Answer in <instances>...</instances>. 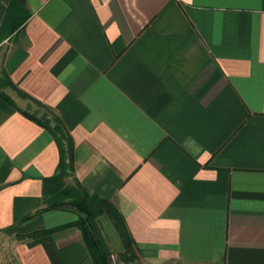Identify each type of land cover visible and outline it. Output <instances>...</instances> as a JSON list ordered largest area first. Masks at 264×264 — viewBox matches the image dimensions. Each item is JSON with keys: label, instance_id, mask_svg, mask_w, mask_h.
Listing matches in <instances>:
<instances>
[{"label": "crops", "instance_id": "crops-1", "mask_svg": "<svg viewBox=\"0 0 264 264\" xmlns=\"http://www.w3.org/2000/svg\"><path fill=\"white\" fill-rule=\"evenodd\" d=\"M25 9L0 40L17 108L0 99V264H93L75 225L27 236L76 219L40 211L58 151L21 113L32 103L69 133L73 176L121 215L131 264H264V0ZM97 220L102 251L129 264L110 218Z\"/></svg>", "mask_w": 264, "mask_h": 264}, {"label": "trees", "instance_id": "trees-1", "mask_svg": "<svg viewBox=\"0 0 264 264\" xmlns=\"http://www.w3.org/2000/svg\"><path fill=\"white\" fill-rule=\"evenodd\" d=\"M26 17L25 0H9L0 24V40L5 37L6 33H11L21 25ZM4 86H12V84L5 76V73L0 71V88ZM19 93L24 95L21 92ZM0 99L17 109L1 90ZM47 111L51 116V123H49V117L46 119L36 118L21 110L22 114L35 121L51 135L58 151L55 172L51 176L42 179V202L44 206L40 211L71 210L76 214V219L72 223L31 233L27 236L36 237L54 229L75 225L80 231L81 238L92 258L93 264H108V254L102 251L89 223L90 217L105 214L110 218L121 238L123 250L119 253L120 259L125 263L133 261L135 255L132 246L128 242L126 228L121 215L111 202L100 198L94 193H89L73 176L72 139L58 116L50 110ZM69 177L71 182H66V178Z\"/></svg>", "mask_w": 264, "mask_h": 264}, {"label": "rangeland", "instance_id": "rangeland-1", "mask_svg": "<svg viewBox=\"0 0 264 264\" xmlns=\"http://www.w3.org/2000/svg\"><path fill=\"white\" fill-rule=\"evenodd\" d=\"M0 90H2V88H0ZM26 110L31 111L33 115H36L38 118L41 119H46L49 117V123H51V116L49 112L45 109H42L41 107H38L36 104L32 103L31 107L26 108ZM66 182H71V179L66 178ZM106 222L109 223L108 217L105 214L98 215L97 223L100 227L103 226V224H105ZM2 252L4 253V250ZM114 255L116 256L117 253L114 252ZM129 264H131V262Z\"/></svg>", "mask_w": 264, "mask_h": 264}, {"label": "built area", "instance_id": "built-area-1", "mask_svg": "<svg viewBox=\"0 0 264 264\" xmlns=\"http://www.w3.org/2000/svg\"><path fill=\"white\" fill-rule=\"evenodd\" d=\"M108 264H123L119 262L117 257L114 254H108L107 255Z\"/></svg>", "mask_w": 264, "mask_h": 264}]
</instances>
